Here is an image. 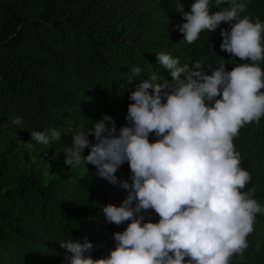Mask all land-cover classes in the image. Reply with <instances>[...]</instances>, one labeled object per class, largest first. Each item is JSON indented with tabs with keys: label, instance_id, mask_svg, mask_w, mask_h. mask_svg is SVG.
<instances>
[{
	"label": "trees",
	"instance_id": "1",
	"mask_svg": "<svg viewBox=\"0 0 264 264\" xmlns=\"http://www.w3.org/2000/svg\"><path fill=\"white\" fill-rule=\"evenodd\" d=\"M179 2L0 0V137L15 138L0 146V264H66L68 253L60 243L67 239H86L93 258L107 256L114 247L112 234L126 227L105 222L101 206H118L127 191L98 177L92 165L83 172L65 165L46 175L20 154L18 145L30 141L31 131L56 128L61 140L49 146L64 148L74 131L91 128L107 115L118 133L127 124L129 93L142 79L158 73L171 82L157 53L178 58L180 65L200 60L205 68L225 63L231 70L241 63L220 50V30L230 27L226 23L188 44L176 27L183 23ZM193 2L182 0L185 12ZM239 2L246 5L242 16L264 22V0ZM134 67L141 68L139 76H133ZM16 118L23 131L12 123ZM233 143L240 167L251 175L243 191L255 185L254 198L264 206V117L242 127ZM129 175L126 163L116 173L120 181ZM145 219L156 222L158 216L151 212ZM253 236L254 231L243 257L234 255L230 264H264V236Z\"/></svg>",
	"mask_w": 264,
	"mask_h": 264
},
{
	"label": "clouds",
	"instance_id": "2",
	"mask_svg": "<svg viewBox=\"0 0 264 264\" xmlns=\"http://www.w3.org/2000/svg\"><path fill=\"white\" fill-rule=\"evenodd\" d=\"M212 5L194 0L185 12L180 0L176 11L183 23L176 27L193 44L202 32L230 25L221 28L219 47L241 63L231 70L225 63L205 68L200 60L180 65L178 58L157 53L171 82L158 73L142 79L129 93L127 124L118 133L105 115L91 128L74 131L71 145L57 151L66 165H92L98 177L127 191L118 206H101L105 222L126 223L112 234L107 256L93 258L86 239H67L60 243L66 264H230L249 247L247 237L264 206L254 198L255 185L243 191L251 175L240 167L233 140L264 117V22L242 16L246 5L239 0H214L215 11ZM131 71L135 77L142 70ZM12 123L23 131L20 118ZM29 135L28 147L61 140L56 128ZM150 135L156 139L150 142ZM125 163L130 175L120 181L116 173ZM151 212L156 222L145 219Z\"/></svg>",
	"mask_w": 264,
	"mask_h": 264
},
{
	"label": "rangeland",
	"instance_id": "3",
	"mask_svg": "<svg viewBox=\"0 0 264 264\" xmlns=\"http://www.w3.org/2000/svg\"><path fill=\"white\" fill-rule=\"evenodd\" d=\"M15 138H12L10 134L4 133L0 137V146L3 147L6 144L15 143ZM155 136L152 135L151 140H155ZM17 143V142H16ZM19 151L21 155H24L29 160L35 161L47 175H55L60 167L65 166L64 163V153L61 151L62 147H53V146H44L39 144H33L32 147H28L27 144H19ZM84 155H87V152L84 151ZM87 166V165H86ZM80 168L79 172H83L86 167L82 164L78 166ZM77 168V167H76ZM264 236V220L256 219L254 224V236L258 239Z\"/></svg>",
	"mask_w": 264,
	"mask_h": 264
}]
</instances>
